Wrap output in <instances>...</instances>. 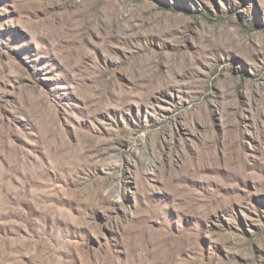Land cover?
Here are the masks:
<instances>
[{
  "label": "rangeland",
  "instance_id": "obj_1",
  "mask_svg": "<svg viewBox=\"0 0 264 264\" xmlns=\"http://www.w3.org/2000/svg\"><path fill=\"white\" fill-rule=\"evenodd\" d=\"M0 264H264V0H0Z\"/></svg>",
  "mask_w": 264,
  "mask_h": 264
},
{
  "label": "trees",
  "instance_id": "obj_2",
  "mask_svg": "<svg viewBox=\"0 0 264 264\" xmlns=\"http://www.w3.org/2000/svg\"><path fill=\"white\" fill-rule=\"evenodd\" d=\"M194 16L197 18V16L195 15V13H194Z\"/></svg>",
  "mask_w": 264,
  "mask_h": 264
}]
</instances>
